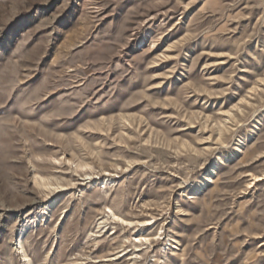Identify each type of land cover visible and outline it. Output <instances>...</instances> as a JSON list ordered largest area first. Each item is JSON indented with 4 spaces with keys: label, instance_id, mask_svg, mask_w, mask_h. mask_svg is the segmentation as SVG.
I'll list each match as a JSON object with an SVG mask.
<instances>
[{
    "label": "rangeland",
    "instance_id": "rangeland-1",
    "mask_svg": "<svg viewBox=\"0 0 264 264\" xmlns=\"http://www.w3.org/2000/svg\"><path fill=\"white\" fill-rule=\"evenodd\" d=\"M24 229L30 264H264V0H0V264Z\"/></svg>",
    "mask_w": 264,
    "mask_h": 264
},
{
    "label": "bare ground",
    "instance_id": "bare-ground-1",
    "mask_svg": "<svg viewBox=\"0 0 264 264\" xmlns=\"http://www.w3.org/2000/svg\"><path fill=\"white\" fill-rule=\"evenodd\" d=\"M213 175H215V169H212V171H211V176H213ZM58 205H59V201L56 200V201L50 203L49 205H47L46 211L53 210L54 208H57ZM26 232H27V229L22 230L20 238H19V240H17V245L20 246V250L22 251L24 258L27 260V264H30L27 256L25 255V253L23 251V242H24L25 237H26Z\"/></svg>",
    "mask_w": 264,
    "mask_h": 264
}]
</instances>
